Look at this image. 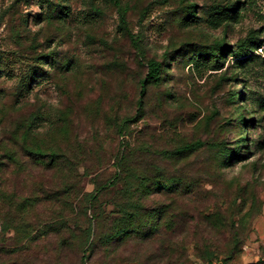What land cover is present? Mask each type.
<instances>
[{
  "label": "rangeland",
  "instance_id": "1",
  "mask_svg": "<svg viewBox=\"0 0 264 264\" xmlns=\"http://www.w3.org/2000/svg\"><path fill=\"white\" fill-rule=\"evenodd\" d=\"M63 129L58 169L28 153ZM221 146L242 157L222 167ZM155 181L181 190L136 192ZM3 194L0 264H264V0H0ZM132 198L174 230L100 243Z\"/></svg>",
  "mask_w": 264,
  "mask_h": 264
},
{
  "label": "trees",
  "instance_id": "2",
  "mask_svg": "<svg viewBox=\"0 0 264 264\" xmlns=\"http://www.w3.org/2000/svg\"><path fill=\"white\" fill-rule=\"evenodd\" d=\"M68 12V7H63L58 10L57 15L64 16ZM222 16L224 19H222L221 23L225 20H228L227 18H230L231 14L223 12ZM226 50L227 47H221L219 51L214 52V54H211L209 57L207 56L204 62L210 63V59H212V69L220 70L222 68L220 65V58L223 57V54L226 52ZM218 52L220 55H218ZM250 53V50L247 52L243 50H240V52L237 51L236 56L238 61H240L242 64L246 63L251 58ZM201 58L202 56L198 57V63L201 62ZM149 68V80H160L163 70L162 65L158 62L151 61ZM42 71L43 69L41 66L33 67V69L30 70V72L23 78L21 86L26 88V86L30 83L36 82V80L41 77ZM142 88L144 89L142 94H144L145 89L147 88L145 82H143ZM236 97L237 93H234V98ZM39 118L40 117H36L35 121ZM35 121L32 123H35ZM125 127V130L129 128L127 125H125ZM126 132L127 131H124V134H126ZM68 135L69 134L66 129L60 130V132L58 130L56 132L53 130L44 133H32L30 130L28 133H26L25 140L28 141L30 139L32 141L33 148L28 149L27 151L39 162H42L43 160L47 161L48 167L58 169L60 167V161L64 156L62 148L65 144L64 142L67 140ZM217 153L220 157L221 166L230 167L234 161L242 157V148L221 146ZM122 168L124 169V166H122ZM129 181L127 182V184H129L128 189L131 190L132 186ZM140 184L141 185L137 186L135 190L136 192L137 190H142L141 193L145 192L143 193L145 195H152L156 193L172 195L181 190L180 185L175 183L162 184L158 181H155L152 183L151 187L150 185L147 186L141 182ZM9 197L10 196L7 194H3L0 198V201H8ZM97 200V198L91 196L89 199V202H91L89 207L94 211V218L98 221H102L100 210L97 211ZM26 202H28V200ZM26 202L21 203V207L23 205V207L26 208ZM121 206L122 207H119V217L114 219V225L111 228L110 234L107 236L100 235L98 237L100 243L106 244L107 242L112 245H121L128 240L145 241L159 235L163 228L167 229L168 231L174 230L173 223L171 224L166 218L167 214L169 213V209L166 207L151 208L142 203L141 200L136 201L133 198ZM24 232L25 234H28L26 231ZM89 234L90 237L92 232L89 231Z\"/></svg>",
  "mask_w": 264,
  "mask_h": 264
}]
</instances>
